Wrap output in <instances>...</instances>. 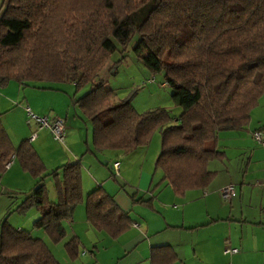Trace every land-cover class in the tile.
<instances>
[{"label":"trees","instance_id":"1","mask_svg":"<svg viewBox=\"0 0 264 264\" xmlns=\"http://www.w3.org/2000/svg\"><path fill=\"white\" fill-rule=\"evenodd\" d=\"M135 35L136 58L151 75L162 72L163 84L172 88L170 99L181 110L174 125H168L166 109L137 113L128 99L112 102V91L96 83L113 42L122 53ZM10 82L69 83L76 93L89 86L73 104L90 124L94 152L128 154L147 146L158 131L154 167L162 180L177 196L205 190L214 179L208 163L225 159L217 133L247 126L264 97V0H2L0 88ZM11 158L36 180L14 210L37 211L32 228L51 244L62 241V223L79 204L88 225L110 240L129 230L128 215L102 188L82 196L78 162L46 174L29 142L13 147L0 121V175ZM46 177L52 179L55 202L49 200ZM78 248L77 238L64 243L68 261L78 257ZM171 261L167 255L159 264ZM0 264L59 263L44 242L3 219Z\"/></svg>","mask_w":264,"mask_h":264},{"label":"crops","instance_id":"2","mask_svg":"<svg viewBox=\"0 0 264 264\" xmlns=\"http://www.w3.org/2000/svg\"><path fill=\"white\" fill-rule=\"evenodd\" d=\"M35 86L10 82L0 88V121L13 147L22 140L28 141L46 174L66 163L78 162L82 196L94 188H102L131 221L126 233L108 240L88 225L84 207L77 205L71 220L62 223L64 238H77L79 253L81 247L90 249L78 253L73 261H68L64 253V264H159L167 255L172 257L169 264H264V148L257 150L251 142L255 131L264 137V97L251 111L247 126L217 133V148L225 159L208 163L207 169L214 173L210 185L205 190L177 196L154 167L157 146L152 150L148 145L128 154L94 152L90 124L73 104L81 91L76 93L69 83ZM25 107L36 116L62 118L65 124L62 143L54 142L46 130L37 131L35 138L29 140L35 131L32 123L27 125L28 131L17 129L14 118L26 117ZM9 133L19 135L14 137L16 142ZM242 158L247 159L246 164L238 179L233 180L225 164ZM115 162L119 180L111 177L110 167ZM44 184L49 200L54 201L50 194L52 179L46 177ZM35 185L36 180L23 173L14 159L0 175V190L16 193L20 202ZM227 185L234 188V195L224 202L218 194ZM253 193L257 195L252 196ZM145 201L149 204L140 203ZM25 216L27 225L39 214L32 209ZM22 224L11 225L23 230ZM225 246L237 253L223 255Z\"/></svg>","mask_w":264,"mask_h":264},{"label":"rangeland","instance_id":"3","mask_svg":"<svg viewBox=\"0 0 264 264\" xmlns=\"http://www.w3.org/2000/svg\"><path fill=\"white\" fill-rule=\"evenodd\" d=\"M1 3L2 0H0V5ZM137 42H138V36L135 35L127 45L126 50L122 53H119L118 51L119 47L114 41L113 44L115 46V50L112 52L106 66H104L102 68V71L99 73V77L96 80V83L100 81L105 89L112 91L114 95L112 102H118L120 100L128 99L130 105L137 113H143L145 111L154 108L166 109L169 112L170 116L172 117V121L169 122L168 125H174L175 124L174 120L179 116L181 110L179 107L174 106V104L170 99L172 88L163 84L162 72L151 75L142 66L141 62L136 58L133 52V48ZM122 56L123 58H121ZM151 78H152V83H149V80ZM88 89L89 86L82 89L79 97L83 95L85 92H87ZM13 117L15 116L13 115ZM14 122L17 126V129H20V131L22 129L27 130L29 128L26 124V117L22 118V116L17 115L16 118H14ZM9 134L12 137L13 142H16L14 140H16L15 138H17L19 135L15 137L13 134L11 133ZM251 142L255 149L261 150V148H259V146L255 142L253 141ZM148 145L152 150H154V148L157 146L156 150L159 153L160 135L158 131L153 133L147 146ZM246 160L247 159L245 158L232 159L225 164L228 167L229 175L231 178H233V180L238 179V177L241 175L240 170L242 169V167L245 166ZM215 163L218 162L215 161ZM119 179L120 177H116V180ZM50 194L53 195L54 197V201L51 202H55L56 199H55V194L53 192V188H51ZM254 195L257 194L253 193L252 196ZM17 198L18 195L16 193L5 192L0 190V222L3 219H6L9 225L11 224L17 225L23 223L22 224L23 231L29 232L30 236L33 238H37V239L41 238L42 240H44V243L50 248L51 253L56 259V261L59 262V264H64L63 260L65 256H64L63 245L67 239L63 238L60 243L53 245L49 242L46 236H43L42 230L32 228L33 221L29 223L27 221L28 224L24 225V223H26L24 221L26 220L27 217L25 216L26 214L20 215L14 210V208L20 202L19 198L18 199ZM9 211L11 212L8 214ZM102 237L105 236L103 235ZM106 239L110 240L107 237ZM89 249L90 247L85 249L81 247L79 255H81L83 251H87ZM86 257H90L88 253H86Z\"/></svg>","mask_w":264,"mask_h":264},{"label":"built area","instance_id":"4","mask_svg":"<svg viewBox=\"0 0 264 264\" xmlns=\"http://www.w3.org/2000/svg\"><path fill=\"white\" fill-rule=\"evenodd\" d=\"M149 83H152V78L149 80ZM26 115V124L29 125L32 123L34 125L35 131L30 135L29 140H32L36 136V132L40 130H46L50 133L51 138L56 143H62L63 141V131L65 128L64 120L58 117L48 118L45 116H36L32 114L29 108H24ZM253 141L261 148H264V137L260 131H255L252 133ZM13 158L10 159L8 163L4 166V170H6ZM112 174L114 177H118V163L115 162L110 167ZM219 197L224 202H229L232 196L234 195V188L231 185H227L223 187L219 191ZM237 253L236 249H232L228 246L223 247L222 254L226 256L234 255Z\"/></svg>","mask_w":264,"mask_h":264}]
</instances>
